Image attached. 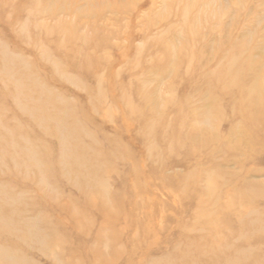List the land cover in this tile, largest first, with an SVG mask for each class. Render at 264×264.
I'll list each match as a JSON object with an SVG mask.
<instances>
[{
    "label": "rangeland",
    "instance_id": "1",
    "mask_svg": "<svg viewBox=\"0 0 264 264\" xmlns=\"http://www.w3.org/2000/svg\"><path fill=\"white\" fill-rule=\"evenodd\" d=\"M187 1L59 0L63 7L50 12L0 8V46L29 64L26 91L38 97L43 88L62 98L46 111L69 110L65 160L85 164L62 177L57 138L3 99L0 81L3 122L18 145L21 135L47 154L51 169L24 177L0 168L4 193L24 195L3 209L13 225L0 229V254L8 250L20 264H264V194L248 197L252 187L264 191V132L256 128V139L241 133L248 122L234 108L224 75L207 78L225 63L227 40L244 36L252 37L254 69L264 77V0L240 6L195 0L185 20ZM194 18L199 39L192 60L178 35L190 41ZM168 45L177 55L165 64L184 54L176 72L162 66ZM210 104L219 116L195 130L202 117L195 112ZM9 138L0 134V153L10 151ZM214 174L219 178L211 182ZM41 178L45 185L37 184ZM203 207L216 210L217 226L201 219ZM22 221L51 226L55 238H22Z\"/></svg>",
    "mask_w": 264,
    "mask_h": 264
},
{
    "label": "bare ground",
    "instance_id": "2",
    "mask_svg": "<svg viewBox=\"0 0 264 264\" xmlns=\"http://www.w3.org/2000/svg\"><path fill=\"white\" fill-rule=\"evenodd\" d=\"M197 4L198 3L195 2V0H190L185 3L181 11L185 20H190V18H188L189 13L193 9H195ZM92 5L95 6L94 3ZM203 5L207 6V3H204ZM236 5H243V1L237 0ZM61 7H63V5L59 2V0H0V8H11L13 10L30 8L41 9L43 11L50 12ZM105 7H107L106 4H103L99 9L103 10ZM196 19L197 18L192 19V24L188 30V33L191 34L190 41L192 43L189 40L184 42L181 39L183 36L181 37V35H178V39L183 47L182 49L187 50L186 56L188 58L191 57L192 60L196 59V56L195 53L191 51V47L192 44L195 45V42L199 39V24ZM24 28L26 27L24 26L23 29ZM250 38L252 37L244 36L241 42H232V44L230 40H227V45H229L230 48L222 54L224 58L223 62L225 63L218 68V71H216L215 73H211L207 78L219 81L224 75L223 82L227 86L226 88L234 93L236 99L234 108L243 111L246 121L248 122L246 126H242L240 128V132L243 133L246 137L251 136L253 139H256L254 138V136L258 135L256 128H259L260 130H262V132H264V77L259 70L254 69V63L251 57L252 49L250 47ZM171 46L168 45L164 51L165 57L163 59L162 66H164L163 68L165 69L176 72L179 67L178 65L180 61L184 57V54L183 52H181L180 55L176 57L171 63L165 64L166 58H171L172 55H177L175 51L172 52ZM0 53L2 56H4V59H0V81L4 86L2 96L3 99H11L15 108L26 115V117L30 121H32L33 124H35V126L39 128L44 135H52L57 138V163L61 165L59 169L60 174L65 178L67 176H70V166L81 168L82 165H85L82 161H75L73 163H70V161L65 160L64 155L70 152L71 144L70 112L69 110L66 113L56 110L55 112L46 111L48 107L57 108L58 106L56 105H60V103H63L64 101L60 96L43 88H41L38 97L31 93L32 91H26L23 80L33 78V75L28 72V69H30L29 64L20 57H12L9 54H6L5 50L1 46ZM53 64L54 69L64 75L61 72L59 65L56 62H53ZM223 70H225L224 74ZM247 72H252V74L249 75L247 74ZM10 87L13 88V93L8 91ZM141 93H143V97L149 96V93L146 91L145 84L141 88ZM219 112L220 109L214 104L203 105L195 112L196 114H201L202 117L195 120L193 126L194 129L200 130L201 123L209 124V122H211L214 117L219 116ZM1 116L2 111L0 110V134H6L10 136V140L6 143V147L9 148L10 151L0 153V168H2L4 165H7L11 170H13V172H22L24 174V177H27L29 172H31L32 170L36 171L38 174L48 173L50 175L51 169L50 167L46 168L45 164V158L47 157V154L42 155L41 153H39L38 150L34 149L33 143L27 138L22 137L21 135L19 140L21 141L22 145H18L16 140L14 139V132L10 129L9 125L6 122H3ZM157 116L159 115L157 114ZM158 119H161V117L159 116ZM49 123H53L54 126L52 129L48 128ZM65 125H68L69 128H64ZM4 160L7 161L4 163ZM218 178L219 176L215 174L209 176L211 182L216 181ZM37 184L45 185V180L41 178V180H39ZM210 188L208 189L210 190L208 192V195L213 197L215 196L216 190H218V188L216 187V185H214V188ZM4 192V185L0 184V229L9 230L12 227L13 222L11 218L7 216L3 211L5 210V207L9 206L13 200H16L20 197L22 198V196L24 195H14ZM263 194L264 191L260 188L252 187L249 190L248 197L251 196L254 198L258 195L260 196ZM68 211L70 216V210ZM199 211V216L201 217V219H207L208 224H213V226H217L219 224L214 218L216 216L215 209L203 207ZM42 222H44V220H42ZM19 225L25 227V229H21L20 231V233H22L23 235L22 238H26L37 233L41 235V241H44L48 238H55L51 226L43 227L41 225L38 226L37 223L28 224V222L24 221L20 222ZM54 241L57 244H61L62 242V240L59 238L58 240L54 239ZM20 262L21 260L19 261V259L14 257L10 252L8 253V250L6 252L4 249V252L0 254V264H20Z\"/></svg>",
    "mask_w": 264,
    "mask_h": 264
}]
</instances>
